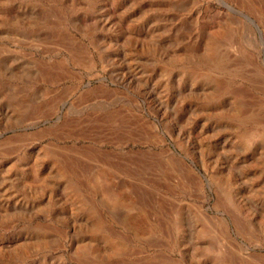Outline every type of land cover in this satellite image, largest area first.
<instances>
[{
	"label": "rangeland",
	"instance_id": "1",
	"mask_svg": "<svg viewBox=\"0 0 264 264\" xmlns=\"http://www.w3.org/2000/svg\"><path fill=\"white\" fill-rule=\"evenodd\" d=\"M254 6L0 0V264H264Z\"/></svg>",
	"mask_w": 264,
	"mask_h": 264
},
{
	"label": "bare ground",
	"instance_id": "2",
	"mask_svg": "<svg viewBox=\"0 0 264 264\" xmlns=\"http://www.w3.org/2000/svg\"><path fill=\"white\" fill-rule=\"evenodd\" d=\"M250 2H253L254 4H255V8H256V10L260 13V14H262V15H264V1H260V0H258V1H256V0H249ZM254 1H256V2H254ZM222 4V3H221ZM230 24V23H229ZM229 24L227 23L226 24V28H224V30H221L220 32H219V34H221L222 36H224V37H226V38H229V39H231L230 37H233L232 36V33L233 32H231L230 31V29L232 28L231 26L232 25H230L229 26ZM234 26V25H233ZM238 27V26H237ZM236 29V28H235ZM235 31V30H234ZM237 32V31H236ZM234 34H235V32H234ZM236 35V34H235ZM219 36V35H218ZM217 39V38H216ZM218 41V40H217ZM214 44H217L216 43V41L215 42H213ZM212 43V44H213ZM219 43V42H218ZM233 43V42H232ZM262 45V44H261ZM219 46V45H218ZM211 47H212V45H211ZM264 47V46H263ZM213 50H214V48H213ZM216 51V50H215ZM251 60V59H250ZM258 82V81H257ZM163 152V151H162ZM171 159V158H170ZM175 160H176V158H175ZM174 163V162H173ZM178 165V164H177ZM154 167V166H153ZM177 167V166H176ZM167 172H168V170H167ZM103 174V173H102ZM167 176V175H166ZM176 176V175H175ZM155 180V179H154ZM157 180V179H156ZM198 180H199V178H198ZM184 183V182H183ZM128 189V188H127ZM133 189V188H132Z\"/></svg>",
	"mask_w": 264,
	"mask_h": 264
}]
</instances>
